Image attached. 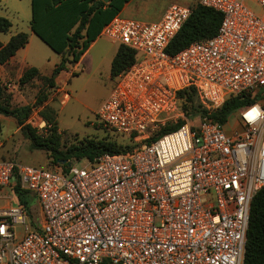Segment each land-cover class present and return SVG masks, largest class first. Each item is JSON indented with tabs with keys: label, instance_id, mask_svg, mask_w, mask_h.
<instances>
[{
	"label": "built area",
	"instance_id": "built-area-1",
	"mask_svg": "<svg viewBox=\"0 0 264 264\" xmlns=\"http://www.w3.org/2000/svg\"><path fill=\"white\" fill-rule=\"evenodd\" d=\"M253 1L262 15L245 0H197L222 13L219 29L173 54L193 4L173 3L154 21L116 14L104 25L137 59L100 105L101 126L145 139L184 123L81 166L0 159V191L18 182L39 206L36 217L32 202L0 196V264H244L252 202L264 187V0ZM189 86L206 113L182 110L178 91ZM239 94L253 101L227 132L210 114Z\"/></svg>",
	"mask_w": 264,
	"mask_h": 264
},
{
	"label": "trees",
	"instance_id": "trees-1",
	"mask_svg": "<svg viewBox=\"0 0 264 264\" xmlns=\"http://www.w3.org/2000/svg\"><path fill=\"white\" fill-rule=\"evenodd\" d=\"M129 0H31V29L55 52L62 56L50 75H44L36 66L25 68L19 78L21 84L34 79L42 81V86L36 96V101L23 105H14L12 92L0 82V114L13 116L24 136L30 141V147L43 149L48 159L54 165H61L63 160L80 161L84 158L94 160L104 153L127 152L140 144L151 142L159 136L177 129L184 123L179 119L176 123H167L149 137L136 143L120 142L109 137L85 138L67 144L64 141V131L58 126L57 110L47 101L49 93L54 90L55 79L59 73L68 69L69 64L77 63L90 44L100 35L104 25L118 14ZM222 13L211 7L193 4V11L179 32L171 40L168 51L176 53L191 42L215 35L222 21ZM12 22L0 15V31L9 32ZM29 41V34L18 31L11 35L7 42L0 40V64L7 63L17 51ZM137 59V51L125 45H119L112 60L111 72L118 75ZM180 106L187 116L197 112L206 113V108L199 100L194 86L178 91ZM253 99L239 94L229 97L217 110L211 112V117L221 123H226L230 115L237 109L252 102ZM39 109V115L46 122L43 129L29 122L33 111ZM128 138V137H127ZM130 140L133 137L128 138ZM19 202L29 205L32 197L27 190L20 188L17 182L14 186ZM244 264H264V187L256 194L252 202L250 224L247 234V244Z\"/></svg>",
	"mask_w": 264,
	"mask_h": 264
},
{
	"label": "rangeland",
	"instance_id": "rangeland-1",
	"mask_svg": "<svg viewBox=\"0 0 264 264\" xmlns=\"http://www.w3.org/2000/svg\"><path fill=\"white\" fill-rule=\"evenodd\" d=\"M196 0H135L134 17L138 19H149L158 15L167 6L168 3L178 2L183 4H192ZM249 7L257 15H262L263 10L259 4L253 0H245ZM0 15L5 16L12 22L9 32L0 31V40L7 42L11 35L18 31H25L29 34L28 46L20 51L27 53V60L40 68L48 75L58 64L62 56L55 52L31 29L30 21L32 17L31 0H0ZM117 42L113 43L105 36L100 37L98 45L102 48L117 47ZM95 50L88 52L79 65L69 64L68 69L62 70L55 79V89L49 93L48 103L56 108L58 126L64 131V141L69 145L85 138L109 137L120 142L136 143L140 139H128L126 136L105 129L101 126L98 119V109L102 102L108 97L118 81V76L111 72V61H100L101 57L95 55ZM100 64L97 67V64ZM25 63V62H24ZM25 65V64H24ZM24 67V66H21ZM24 69V68H20ZM20 70L16 67L0 65V82L6 85L12 92V102L14 105H23L34 103L42 81L34 79L33 81L21 84L19 81ZM62 88V90L58 88ZM238 112H234L225 123L226 131L239 128L237 120ZM29 122L43 129L46 122L39 115V109H35L29 118ZM158 128L157 130H159ZM0 138L4 146L0 149V159L5 155L7 159H16L23 164L34 165L37 167L48 168L52 163L43 149H33L30 147V141L19 132L15 133L12 125L5 121L2 124ZM147 138V137H146ZM78 165H84L85 161L75 162ZM8 193L7 196L13 198L16 202L15 190L9 188L0 191V196ZM32 199V213L38 216V202L31 193H27ZM5 196L0 197V203H5ZM17 232L21 236V226L17 225Z\"/></svg>",
	"mask_w": 264,
	"mask_h": 264
},
{
	"label": "crops",
	"instance_id": "crops-1",
	"mask_svg": "<svg viewBox=\"0 0 264 264\" xmlns=\"http://www.w3.org/2000/svg\"><path fill=\"white\" fill-rule=\"evenodd\" d=\"M107 1V0H106ZM197 2V0L195 1ZM194 2V3H195ZM173 3H178V2H171V3H168L167 6L163 9V11H161L158 15H156L155 17H152V18H149V19H142V20H146V21H154V20H159L162 18L164 12L166 11V9ZM192 3V4H194ZM179 4H183V3H179ZM137 3L135 2V0H129L128 2H126L123 6V8L121 9V11L118 13L124 17H129V18H135V19H138L137 17H134V6H136ZM185 5H190V4H185ZM140 19V18H139ZM102 36H105L103 35V33H100V35L90 44V46L88 47V49L84 52V54L81 56L80 60L77 62V63H74V65H79V63L82 61V59L84 58V56L92 51L93 49H96L95 50V55L96 56H100L101 59L100 61L102 62L103 60H109L111 61V65H112V60L118 50V45L117 47H108V48H102L101 46H97L98 45V42H99V39L100 37ZM107 39H109L111 42H113L110 38H108L107 36H105ZM29 42V41H28ZM115 43V42H113ZM28 44V43H27ZM25 45L24 47L20 48L17 53L5 64H0V65H7V66H13V67H16L17 70H20V68H24V69H21L20 70V75H22L23 71L25 70V68L29 67V66H36V65H32V63H30L28 60H27V53H22L20 56V51L27 47L28 45ZM25 62V63H24ZM25 64V65H24ZM100 64V62L97 64V67L98 65ZM21 66H24V67H21ZM38 67V66H36ZM39 68V67H38ZM40 70V68H39ZM40 72L42 74H44L41 70ZM46 75V74H44ZM50 75V74H48ZM60 90H62V88H58ZM5 121H8V123L10 125H12V127L14 128V132L15 133H21V129H20V126L17 124V121L16 119L13 117V116H6V115H2L0 114V133L2 132V124H4ZM4 146V142L3 140L0 138V149ZM2 159H7L5 157V155H2L1 157Z\"/></svg>",
	"mask_w": 264,
	"mask_h": 264
},
{
	"label": "snow or ice",
	"instance_id": "snow-or-ice-1",
	"mask_svg": "<svg viewBox=\"0 0 264 264\" xmlns=\"http://www.w3.org/2000/svg\"><path fill=\"white\" fill-rule=\"evenodd\" d=\"M255 109H252L250 113H248L249 116H252L253 113H255Z\"/></svg>",
	"mask_w": 264,
	"mask_h": 264
},
{
	"label": "water",
	"instance_id": "water-1",
	"mask_svg": "<svg viewBox=\"0 0 264 264\" xmlns=\"http://www.w3.org/2000/svg\"><path fill=\"white\" fill-rule=\"evenodd\" d=\"M65 162H66V160H63V161H62V163H65Z\"/></svg>",
	"mask_w": 264,
	"mask_h": 264
}]
</instances>
